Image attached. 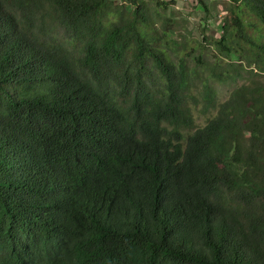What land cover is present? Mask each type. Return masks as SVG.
Here are the masks:
<instances>
[{
  "label": "trees",
  "instance_id": "obj_1",
  "mask_svg": "<svg viewBox=\"0 0 264 264\" xmlns=\"http://www.w3.org/2000/svg\"><path fill=\"white\" fill-rule=\"evenodd\" d=\"M166 6L0 0V264H264V0Z\"/></svg>",
  "mask_w": 264,
  "mask_h": 264
},
{
  "label": "rangeland",
  "instance_id": "obj_2",
  "mask_svg": "<svg viewBox=\"0 0 264 264\" xmlns=\"http://www.w3.org/2000/svg\"><path fill=\"white\" fill-rule=\"evenodd\" d=\"M117 2V0H114ZM167 6L165 13L170 18V25L172 28V38L178 41L186 40L189 43L201 46L194 52L197 56L201 54L203 58H210L214 50L207 42L219 38L222 35L221 27L223 25V18L225 15L226 0H203L205 9L198 0H161ZM207 41V42H206ZM232 62H237L235 58ZM238 84L216 85L218 103L224 102L231 91ZM192 95L197 98L196 92L193 90ZM190 97L188 99V106L191 109L195 127H202L211 115H203L201 113V105L195 104V99ZM197 103V102H196Z\"/></svg>",
  "mask_w": 264,
  "mask_h": 264
}]
</instances>
